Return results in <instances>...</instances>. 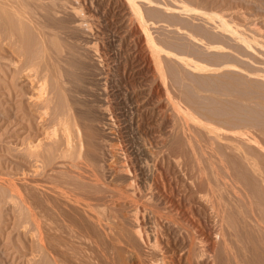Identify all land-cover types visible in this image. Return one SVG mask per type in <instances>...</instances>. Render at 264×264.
<instances>
[{"label":"bare ground","instance_id":"1","mask_svg":"<svg viewBox=\"0 0 264 264\" xmlns=\"http://www.w3.org/2000/svg\"><path fill=\"white\" fill-rule=\"evenodd\" d=\"M72 1L0 0V44L4 52L8 51L7 60L16 75L13 78L27 79L24 83L34 90H30L29 99L38 110H34L37 111L35 115L38 114L41 123L51 126L45 130L46 134L42 133L44 128L40 131L45 138L40 134L37 143L29 139L23 148L18 147L23 149V158L29 166H33V175L28 173L32 178L26 177L24 187L20 182L21 186L16 184L23 187L26 195L20 193V188L17 193L23 196L11 197L16 194V190L10 189L15 182L13 186L9 184L12 181L4 185H10L6 188L14 192L12 195L3 187L4 196L6 191L11 196H7L9 200L6 197L2 200H7L5 203L13 201L17 208L14 210L17 211L16 217L19 215L18 220L22 221L21 224L17 220L22 225L19 227L23 230L32 222L33 235L43 249L52 253L51 257L46 255L47 251L43 252L46 260L50 256L52 264H264V102L257 99L264 93L260 90L264 81L258 84L259 89L256 88L261 93H254V96L258 95L256 100L252 99L260 104L251 102L249 98L254 96L248 92L255 83H262L257 76L262 78L259 74L263 70L256 69L255 72H261L252 80L249 76L257 73L252 69L254 74L250 75L251 69L244 68L250 72L248 78L252 83L258 80L253 86L250 82L252 88L249 86L250 90L246 91L252 97L246 98V92H241L243 95L234 93L233 90L239 87L238 91H244L248 81L243 83L245 78L234 75L238 87L233 90L229 87V80L236 72L231 70L235 62L230 61L233 63L231 67L228 61L232 50L226 49L231 53L225 56L227 59L224 57L231 69L224 58L227 66L221 58L223 65L219 59H216L219 63L216 60L217 63L213 60L208 63L204 57H198L203 60L202 64L189 52L184 56L182 47L183 53L180 54L177 49L180 47L173 41L170 47L171 39L160 37L161 34L158 36L153 31L157 20L154 24L152 20L157 15V19L163 16L166 20L169 18L165 17L166 13L183 15L191 12L203 15L204 20L199 18L201 21L192 15L195 22L208 20L207 23L211 24V20L216 21L215 26L220 25L221 33L237 36L239 32H247L248 28L242 31V24L230 23L232 18L228 17L229 20L227 16L224 19V10L212 13L217 5L208 11L212 5L208 2H205L209 4L205 6L206 12L203 10L205 4L201 6L202 3L196 2L197 6L191 0V5L177 0L176 4L182 3L178 6H172L176 5L174 0L169 1L174 4H169L168 0H108V3L107 0H83L84 7L79 0ZM94 4H97L95 7L105 4L106 8L114 10L113 15L117 14L114 15L116 34L112 35L113 38L108 35L112 39H107L109 42L102 50L98 45L105 40L102 37L104 26L96 25L98 22L88 14ZM195 5L197 7H192ZM95 12H92L93 17ZM163 12L165 15H161ZM100 19L98 21L102 22ZM159 23L156 25L160 28ZM165 23L169 22H164L167 28ZM234 23L240 31L238 26L236 30L233 28ZM209 27L206 30L212 26ZM257 29L252 32H257L259 38L262 34L259 35ZM166 30H170L169 26ZM169 33L166 34L168 37L172 35ZM224 34L223 37L227 36ZM195 35L194 38L198 39ZM244 35L247 40L251 38L246 36L247 33ZM236 36L232 39L236 40ZM237 38L249 44L242 34ZM173 45L176 49L170 50ZM190 54L193 56L188 58ZM112 62H117L114 66L119 69L118 73L121 69L129 75L132 73L131 90L124 92L117 83L115 89H111L116 77L111 72ZM215 63L234 72L229 75V71L223 70L229 72L223 77L221 70L222 74L216 73L215 76L229 81L227 88L230 89L225 86L228 91L215 85L217 79L213 75L222 67L215 68ZM236 64L239 65L237 61ZM185 70L189 74L194 71L190 79H199L202 84L206 82V87L197 85L199 80H188L198 86H191L193 90L191 82L187 86L186 76L190 75ZM196 72L208 73L207 76L214 72L210 74L213 79L208 81L206 74L203 78L207 81L202 75V80L196 78L200 75ZM226 79L218 82L226 83ZM213 80L215 88L209 85ZM173 84L181 85V89L190 87L200 101L215 102H207L214 107L206 109L207 114L203 115V109L209 107L205 103V108H201L202 116L201 112L198 115V109L204 105H200L193 93L195 99L190 96L188 88V91H174L179 86L173 87ZM217 87L226 92L216 90ZM177 92L181 94L180 98L179 95L176 97ZM241 96L249 99L250 104L245 103L244 107ZM252 103L258 104H253L256 110L247 107L253 106ZM238 112L240 117L245 116L249 121L256 119L255 124L260 126L255 130L260 129V132L255 134L260 133L261 141L253 135L255 131L251 126L248 128L251 127L252 134L244 126L246 131H235ZM245 121L238 122L244 124ZM233 124L234 128L228 127ZM133 135H136V141Z\"/></svg>","mask_w":264,"mask_h":264},{"label":"rangeland","instance_id":"2","mask_svg":"<svg viewBox=\"0 0 264 264\" xmlns=\"http://www.w3.org/2000/svg\"><path fill=\"white\" fill-rule=\"evenodd\" d=\"M70 1H72V0H70ZM74 1L75 0H73L72 2L74 3ZM81 1H83V0H79V4H81L83 7H84V3L83 2H81ZM159 1V0H158ZM162 0H160V2H161ZM170 0H168L167 2L169 3V4H174L175 3V1L177 2V0H171V2L173 1L174 3H171V2H169ZM180 1V0H179ZM178 1V2H179ZM181 1H185V2H187V4H189L190 2V0H181ZM194 2H192V0H191V3H196V2H198L199 4L200 3H202V4H200L201 6H203L204 4V6H203V10L204 11H206V12H208V11H210V10H213V8H216L214 5H217V8L216 9H214L213 11H211L212 13H214L215 11H217V12H219L220 10L221 11H225V14L223 13V12H221V14H222V16L223 15H225V17H224V19L226 18V16H227V19H229L230 20V18H232V20L231 21H229V20H227V21H229L230 23L231 22H237V24L239 23V25L240 24H242L241 26H240V28H242L241 30L242 31H244L245 30V28L247 29V32H246V30H245V33H247V34H249V35H246V36H248V37H251V38H248V40L246 39V37H245V33H243V32H239L238 34H237V36H236V40L234 39L235 38V36H232V35H230L229 33H226V32H224L227 36L228 35H230V38H231V40H230V38L227 40L226 38H227V36H224L223 37V34L224 33H221V31L219 30V29H222L221 27H220V25H219V27L218 26H215V22L214 21H212L211 20V24H212V22L214 23V25L212 24H210V23H207V18H205L206 20V22H200L201 20H204V18L202 17L203 15H201L200 16V14L198 15H196V13H187V12H184V14H186L187 13V15L188 16H190L189 18H191L190 20L192 21V19L193 18H195V17H193L192 18V15L193 16H195L196 15V17L198 18L197 20H200V21H196L195 22V19H193L194 20V22L192 23L191 21H189V18H187L188 16L187 15H185L184 16V14H183V12H182V14L183 15H181L180 13H178V12H176V14H172V13H170V14H168V13H166V12H163V14L161 13V15H165V13H166V15H165V17H169L168 19H166V20H164V17L162 16V17H160L159 19H157V17H158V15L157 16H155L154 17V20H152V22H150V23H152V24H154L155 23V21L157 20V23H159V22H161V19H163L162 21H163V23H162V25H159V24H161V23H159L158 24V26H160V28L159 27H157V23H155L154 25H155V27H153V28H155V29H153V31L155 32L156 31V33H158V36H160V34H161V36L160 37H167V40L169 39H171L170 41H169V45H170V47H171V45L173 44L172 43V41L175 43L174 45L175 46H177V47H180V48H177L178 49V51L181 49V47H182V49H183V51L185 50V51H187V52H185L184 51V56H187V55H189V53H191V54H193V55H191L190 54V57H188V58H191V56H193V58L195 57L196 58V60L197 61H200L201 63H202V61L198 58V57H204L206 60H204V61H208V60H213V61H215L216 59L218 60V61H223V58L227 55V54H230L231 52L229 51V50H232V52H233V54L232 55H234V56H232V55H229V57L230 58H228V56L227 57H225L226 59L228 58V61L230 62L231 60H232V62L234 61L235 62V64H234V66H233V68L231 69V67H232V64L233 63H231V67H230V65H228V62H227V60L225 61V62H227V65H226V63L224 62V64H225V66H227L229 69H231V70H234V74L233 73H231L230 71H229V69L228 70H226V69H224L225 68V66L223 67L222 65H223V62H222V65L220 64H218L219 66H222L221 67V69L218 71V72H212V73H214L215 75H213L214 76V79L216 78L215 76H216V73H221V70H222V73H224V75L222 74V76L224 77L227 73H229V75L231 74H233L232 75V79H230V77L231 76H229V77H227V78H229L228 80L230 81V83H233V84H237V81H235L236 80V77H238V78H240V75H241V78L242 79H246V80H243V83H246V81H248V85L247 84H245L246 85V88H243V85L241 84V82H240V79H238L237 78V80H238V83H240L239 85L241 86L242 85V88L244 89V91H241V89H240V91H238L237 89H239V88H241V87H239V88H237L238 87V84L235 86H230V85H233V84H230V83H228L229 84V87L230 88H232V90H233V88L234 87H236L237 89H235V90H233V91H235L234 93H238L239 95L241 94V92H246L247 91V89L248 90H250L249 89V83L251 82V80L249 79V78H255L257 75H258V73H260L262 70V73H264V49H262V48H264L262 45H264V43L263 42H261V40L262 41H264V0H193ZM204 3H203V2ZM209 1H211V2H209ZM214 1V2H213ZM217 1V2H216ZM107 3H108V0L106 1ZM184 2V3H185ZM205 2H208V3H212V5H210L209 6V4L208 5H206L207 3H205ZM181 2H179V3H175L176 5H172V6H178L179 4H180ZM191 3L189 4V5H191ZM214 3V4H213ZM217 3V4H216ZM218 3H220L219 5H218ZM182 4V3H181ZM197 4V3H196ZM95 5H97V4H94V6H92L93 7V9L91 8V6H90V11H96L95 13H94V15H95V17H93V11L92 12H90L89 11V13L88 14H92V20H94L95 22L97 21L98 22V24H96V25H98L99 26V24H101L102 26H104V27H108L106 30H110V34L109 33H107L108 31H106V30H104L105 28L103 27L102 29V32H103V36L102 37H104L105 38V40H102V41H104V43L103 42H101L102 44H99L98 45V47L102 50V48H103V45H106V44H108V42H109V40L110 39H112L113 38V36L116 34V29H115V26L117 25L116 23V20H115V17H114V15L116 16L117 14L116 13H114V15H113V12L112 11H114V10H112V9H109V8H106V5L104 4L103 5V7L102 6H96L95 7ZM192 5H194V4H192ZM197 6H199L198 4H197ZM196 5L195 6H192V7H197ZM200 6V7H201ZM205 6L207 7V6H209L208 7V11H207V8H205ZM213 7L212 9H210V7ZM96 9H95V8ZM113 7V6H112ZM218 7H219V10H218ZM99 8V9H98ZM101 8H103V9H101ZM104 8H105V11H103L104 10ZM111 8V7H110ZM223 8H225V9H223ZM228 8V9H227ZM92 9V10H91ZM97 9H98V11H97ZM109 10H111V12H112V14H110L109 15ZM87 11V10H86ZM99 11H102V12H99ZM107 11H109V12H107ZM226 11H228V13L226 12ZM110 12V13H111ZM211 12H209V13H211ZM104 14L103 16L105 17V19H104V17L102 16V15H100V14ZM216 13V12H215ZM98 14V15H97ZM107 14H108V16H107ZM172 14V15H171ZM179 14V15H178ZM218 14V13H217ZM220 14V13H219ZM220 14V15H221ZM228 14H230V15H233V17L232 16H228ZM168 15H170V16H168ZM181 15V16H180ZM103 18H101V17ZM184 18H183V17ZM187 16V17H186ZM101 19H100V18ZM179 17H181V18H179ZM186 17V18H185ZM200 17H202V18H200ZM228 17H230V18H228ZM93 18H95V19H93ZM100 19V21H102V22H99L98 20ZM108 18V19H107ZM111 20H110V19ZM183 18V19H182ZM200 18V19H199ZM96 19H98V20H96ZM185 19H187V20H185ZM234 19V20H233ZM109 20V21H108ZM159 20V21H158ZM111 21H112V23H111ZM114 21H115V23H114ZM169 22L168 24H166V25H168L169 26V28H170V30H166V29H168V26H166L167 28H165L164 27V22ZM189 21V22H188ZM96 22V23H97ZM103 22L105 23L104 25H103ZM108 22V23H107ZM210 22V21H209ZM217 22H219L218 20H217ZM110 23V24H109ZM113 23H114V25H113ZM201 23H207V24H204V25H202ZM108 26H107V25ZM171 24V25H170ZM236 26H234L233 24H232V26H233V28H235V30L237 29V24L236 23H234ZM206 25H207V27H208V29L210 28L209 27V25L210 26H212L213 28L214 27H217L216 29H215V32H214V29L211 27V29L210 30H206ZM216 25H218L217 23H216ZM244 25V26H243ZM110 27V28H109ZM165 28V29H163V28ZM206 27V28H205ZM244 27V28H243ZM115 30H114V29ZM254 28V29H253ZM256 28H258L257 30L258 31H260L258 34L259 35H261V36H259V38L257 37V32L255 33V32H252V30L253 31H256ZM99 29H100V27H99ZM156 29H158V30H156ZM159 29L160 30H162V32L160 33L159 32ZM249 29H250V31L252 32H249ZM260 29V30H259ZM112 30V31H111ZM114 30V31H113ZM164 30H166L165 31V33L166 34H168V31L169 32H171V33H169V35L170 34H172V35H170L169 37H168V35H164L163 34V31ZM238 30H239V26H238ZM209 31H211V32H209ZM240 31V30H239ZM113 32V33H112ZM194 32H196V33H194ZM214 32V33H213ZM238 32V31H237ZM115 33V34H114ZM242 34V38H245V40H246V42L247 43H249L248 45L244 42V41H242V40H240V39H238L237 37H238V35H240V37H241V34ZM196 34V35H195ZM224 34V35H225ZM253 36H251V35ZM253 34H256V35H253ZM110 37H112V38H110L109 39V36ZM113 35V36H112ZM157 35V34H156ZM193 35V36H192ZM194 35L195 36H197V38L198 39H195L194 38ZM171 36H173V38H171ZM234 37L233 39H232V37ZM244 36V37H243ZM254 36H256L255 38H254ZM108 37V38H107ZM261 37V38H260ZM103 38V39H104ZM195 40H194V39ZM252 38H253V40H252ZM107 39H109V40H107ZM237 39H238V41H237ZM252 40V42H251V40ZM107 40V41H106ZM234 41V43L235 44H238L237 46L233 43V41ZM257 41L256 43H255V41ZM259 40V41H258ZM231 41H232V43H233V47H230L231 46ZM249 41V42H248ZM254 41V42H253ZM240 42H242V43H240ZM172 43V44H171ZM259 43V44H258ZM263 43V44H262ZM241 44V45H240ZM243 44V45H242ZM251 44V45H250ZM254 44V45H253ZM257 44V45H256ZM261 44V45H260ZM172 46V47H174V48H170L169 46V48H170V50H175L176 48H175V46ZM246 47H245V46ZM250 45V46H249ZM253 45V46H252ZM0 46H1V44H0ZM208 46V47H207ZM209 46H211L210 48H211V50H210V48H209ZM230 48H229V47ZM259 46V47H258ZM1 48H3L2 46H1ZM0 48V264H47L48 262H49V264H52V262H51V260H49V257L52 255V253H51V251L50 250H48V249H43L42 247H41V244H40V241L38 240V238L37 237H35L34 235H33V228H32V226H34L33 224H32V222H30L29 223V225H31V226H27L25 229H21L20 227L22 226H20V224L18 223V222H20L19 220H18V216L16 217V215H17V211H14L15 209H17L16 207H14L15 205H13V201H11L10 200V202L8 203H5V201H7V200H5V201H3L2 199H5V197L6 198H8V200L10 199L9 197L14 193H12V191L10 190V189H14V190H16L15 192H16V194H13L14 196H11V197H15V198H17V196H15V195H18V193H17V191L18 192H20L22 189H23V185L22 184H24V181H25V179H26V177L27 178H29L31 175H33V173H31V169H32V164L29 166V163H28V161L26 160V158H23V147L25 146V141H28L29 139L31 140V141H33L34 143H37L38 142V139L39 138H45V136L43 135V134H46L45 133V130L46 129H50V125L47 127V125H44L43 123H41L40 122V119H39V117H37V115L38 114H36L35 115V113L38 111L37 109H35V107H34V105H33V103H32V101H31V99H29V95L31 94V92H30V90L32 89L31 87H30V85L29 84H27V83H24V82H27V81H25V80H27L26 78H23V80L21 79V80H16V78H13V77H15L16 75H15V73H13L12 72V69H11V66H10V62H8L9 60H7L9 57V54H8V51H7V49L5 50V52H4V48L3 49H1ZM233 48V49H232ZM213 49V50H212ZM226 49H229L228 51L226 50ZM259 50H262V51H259ZM7 51V52H6ZM177 51V50H176ZM183 51L181 52V50L179 51V53L180 54H182L183 53ZM172 52H175V51H172ZM189 52V53H188ZM228 52V53H227ZM256 52V53H255ZM188 53V54H187ZM175 54H177V52H175ZM6 55V56H5ZM199 55V56H198ZM197 56V57H196ZM8 57V58H7ZM232 57V58H231ZM203 58V59H204ZM220 58H221V60H220ZM230 59V60H229ZM195 60V59H194ZM216 60V61H217ZM215 61V62H216ZM217 61V62H218ZM236 61H237V63L239 64V65H237L236 64ZM216 62V63H217ZM220 62V63H221ZM114 62H112V64L111 65H113L112 66V70H111V72H113V73H115V74H113V77L114 76H116V77H114V79L116 80H114L113 81V86L111 87V89H115V86H116V83H117V85H120V88L125 92V90H131L130 89V83L131 82H133V80H132V78L131 77H133L132 76V73H130L131 75H129L128 73H124V72H122L123 71V69H121L120 71H119V73H118V70L119 69H117V67H115L114 65H117V62H115L114 64H113ZM206 62H204V64H205ZM208 63H209V61H208ZM212 63V65L214 64L213 62H210V64ZM216 63H215V65H214V67L215 68H218L219 66L217 65L216 66ZM219 63V62H218ZM229 63V64H230ZM203 64V63H202ZM210 64H207L206 63V65H210ZM235 65H237V67L235 66ZM211 67V66H210ZM213 67V66H212ZM220 68V67H219ZM246 68H248L252 73L250 74V75H252V74H254L253 73V71L255 72L256 71V69H261V71L260 72H255V73H257V74H254V75H252V76H254V77H252V76H249V78H248V73H250L249 71L247 72V70L245 71V69ZM114 69H117V71H114ZM252 69H253V71H252ZM10 70H11V72H10ZM190 70V69H189ZM223 70H226V71H229V72H227V73H225ZM187 73L189 72L188 70H185ZM258 71V70H257ZM109 73V72H108ZM117 73V74H116ZM124 75H123V74ZM187 73L185 74V75H187ZM192 73H195L194 71L193 72H190V74L188 73V75H190V76H186V78H187V86H189L190 84H188V83H190L188 80H192V79H190V77H192ZM212 73H210V74H212ZM262 73H261V75L259 74V76H263L264 77V74L262 75ZM199 75V76H196V78L198 77V78H200V76L202 75V78H203V75L204 74H206V73H200V72H196V75ZM208 74V73H207ZM207 74H206V79L209 81L210 80V82L212 81V79L213 78H211L212 77V75H208L207 76ZM10 75V76H9ZM120 75V76H119ZM126 75V77H124L123 78V76H125ZM217 75H219V74H217ZM236 76V77H234L233 78V76ZM129 76V77H128ZM195 76V75H194ZM211 76V77H210ZM221 76V77H222ZM227 76H228V74H227ZM219 77V79H217V81H215L216 82V86H222V87H224L225 88V86H226V88H227V86H228V84H227V82H229V81H227V79H226V83H224L225 82V79H223V78H221L220 76H218ZM263 77L262 78H260V77H258L257 76V79L259 78V82H262V83H258L256 80H254V81H256L257 83H255L254 81H253V83H252V85L251 86H253L254 85V83H255V86H254V88L256 89V88H258L259 89V87H260V85L261 84H263V81H264V79H263ZM127 78V79H126ZM131 78V79H130ZM195 78V77H194ZM205 78H203V79H205ZM208 78H210V79H208ZM17 79H18V77H17ZM25 79V80H24ZM142 79V78H141ZM201 79V78H200ZM205 79V81H207ZM215 79V80H216ZM221 79V80H220ZM242 79H241V81H242ZM252 79V80H253ZM260 79H262V80H260ZM11 80H13V82L11 81ZM14 80H16V81H18L17 83H16V81L14 82ZM128 80V81H127ZM198 81L199 79H194V80H192V81ZM202 80V79H201ZM218 80L219 81H224V82H218ZM231 80H234V81H232L231 82ZM126 81L129 83V84H127L126 83ZM138 81H140V80H138ZM143 81V80H142ZM195 81V82H196ZM204 81V82H205ZM245 81V82H244ZM200 82V83H199ZM199 82H197V83H199V84H197V85H200V84H202V82L199 80ZM210 82H208L207 84H209ZM29 83V82H28ZM122 83V84H121ZM137 83V82H136ZM139 83V82H138ZM144 82H142L141 84H143ZM217 83H218V85H217ZM222 83H224L223 85H222ZM19 84V85H18ZM191 84L192 85H190V87L191 86H196V87H198L197 85H194V83H192L191 82ZM205 84V85H204ZM204 84H202V86L203 87H206V82L204 83ZM220 84V85H219ZM227 84V85H226ZM256 84H257V87H256ZM258 84H260L259 86H258ZM28 85V86H27ZM210 86L212 85V87L213 88H215L216 86L214 85V80H213V84L212 83H210L209 84ZM245 85H244V87H245ZM264 85V84H263ZM122 86H123V88H122ZM125 86V87H124ZM176 86H179V84H173V87H176ZM181 86V85H180ZM179 86V87H180ZM184 86H186V84L184 85ZM208 86V85H207ZM210 86H208V87H210ZM250 86V87H251ZM179 87H176V89L174 88L173 90L174 91H176L177 89L179 90L178 92H181V90L182 89H184V90H186L187 88L190 90V87H184V88H182L181 89V87L179 88ZM200 88H201V86H199ZM212 87H211V89H210V91H212ZM217 87V89L216 90H218V89H220L219 91L220 92H222V91H224V93L226 92L225 91V89H223L222 90V88H218ZM248 87V88H247ZM126 88V89H125ZM230 88H227L228 90L230 89ZM252 88V87H251ZM254 88H252L253 90H254V92L252 91V92H250V91H248L249 93H253V94H251L252 96H254V93H258V92H260L261 93V91L260 90H262V92H264V86H263V88L261 87V89L260 90H258V89H256L257 90V92H256V90L254 89ZM29 89V90H28ZM188 89H187V91H188ZM191 89L193 90V87H191ZM203 89H205V88H203ZM209 89V88H208ZM226 89V90H227ZM242 89V90H243ZM192 90H190L189 91V93H190V96L192 97V93H193V96L195 95L194 94V92L192 91ZM207 90V89H206ZM206 90H205V92H206ZM214 90V89H213ZM227 90V91H228ZM28 91V92H27ZM32 92L34 91L33 89L31 90ZM173 91V92H174ZM192 91V92H191ZM209 90H207V92H210ZM236 91H238V92H236ZM177 92V96L176 97H178V95H179V93ZM12 93V94H11ZM26 93V94H25ZM28 93V94H27ZM249 93H244V96H246V98L248 97H250L251 95L249 94ZM28 95V99L30 100H28L27 98H26V96ZM246 94V95H245ZM15 95V96H14ZM175 95V94H174ZM238 95V96H239ZM241 95H243V94H241ZM258 95V94H257ZM257 95H255L253 98H249L250 100H251V102H255V101H252V99L254 100V98H255V100H256V96ZM261 95H263L264 96V93H262ZM260 94L258 95V97H260L261 96ZM180 96H181V94L179 95V97L178 98H180ZM244 96H241L242 97V102H243V106L245 107L246 105H244L245 103H247V105L248 104H250V100L249 99H247V100H249L248 102H246L247 100H246V98L245 99H243L244 98ZM251 96V97H252ZM195 98H197L196 96H194ZM194 97H192V98H194ZM257 97V99H258V101L260 100H262L261 102H264V97H260V98H258ZM177 98V99H178ZM194 98V99H195ZM198 99V98H197ZM201 99V98H200ZM200 99H198L199 101H200ZM207 100H208V97L206 98ZM25 100V101H24ZM179 100V99H178ZM183 100V99H182ZM207 100H205V101H207ZM244 100V101H243ZM28 101V102H27ZM184 101V100H183ZM187 103L188 102H190V101H187V100H185ZM204 101V100H203ZM203 101H200L199 103H200V105H201V103H202V105H204V107L203 106H199L200 107V110L198 109V115L200 114V112H201V108L203 109V108H205V105L206 104H208L207 102L209 101L210 102V100H208L207 102H203ZM259 101V102H260ZM185 102V103H186ZM239 102V101H238ZM238 102H237V104L236 105H238ZM242 102H239V103H241L242 104ZM259 102H255V103H259ZM30 103V104H29ZM185 103H183V104H185ZM198 103V104H199ZM211 103V102H210ZM215 102H213L212 101V103L211 104H214ZM255 103H252L251 105H257L258 106V104H255ZM26 104V105H25ZM28 104V105H27ZM260 104V103H259ZM30 105V106H29ZM186 106H187V104H185ZM188 105H190L192 108H193V105L192 104H188ZM210 104H208V105H206V106H209ZM216 105L218 106V104L216 103ZM216 105H215V109L217 108L216 107ZM251 106L250 107V105L249 106H247V107H249V108H254L255 106ZM25 108H24V107ZM189 106V107H190ZM212 106L213 105H211V107L209 106V107H206L205 109H203L204 110V113L206 112L205 110L206 109H209V108H212ZM239 106V105H238ZM237 106V107H238ZM241 107H242V105H240ZM22 107H23V109H22ZM214 107V106H213ZM246 107V108H247ZM239 108V107H238ZM246 108H244V109H246ZM249 108H247V110H249ZM253 108L251 109V111L253 110ZM257 108V107H256ZM215 109H212V110H214V112H216L215 111ZM255 109V108H254ZM23 110H25V111H23ZM34 110H37V111H34ZM203 110H202V112H201V114H200V116H202V113H203ZM256 110V109H255ZM211 112L210 110H207V112ZM208 112V113H209ZM213 112V113H214ZM243 112V111H242ZM242 112H241V115H242ZM256 113V112H255ZM207 113H205V114H203V115H206ZM218 114V113H217ZM238 114V115H237ZM236 114V116L238 117L239 115H240V113L238 112ZM245 114V113H244ZM243 114V115H244ZM253 114V113H252ZM203 117H206V116H203ZM237 117H236V119H237ZM241 117H244V118H242V119H240ZM239 116L238 118L239 119H237L236 120V122H237V124H235V125H237L236 127H238V126H240V127H238V128H241V129H245L246 127L248 128V126H251V127H253L252 129L255 131L254 133H253V135L258 139V140H262V139H260V137H259V135H260V133H259V135H258V133H257V136H256V132H260V129L258 130V131H256L255 129H258L259 128V126L260 125H256L257 123H256V119H254L253 120V122L252 121H249L248 120V118H246L247 120H248V122H246L247 120L245 119V116ZM38 119V120H37ZM249 119H251L250 117H249ZM216 119H214V121H215ZM240 120H242V122H244L245 120V123L243 124L242 122H238V121H240ZM37 121H39V122H37ZM255 121V122H254ZM216 122H218L219 123V125H221L222 123L221 122H219V121H216ZM253 123V124H251V123ZM238 123H240V124H242V125H240V124H238ZM247 123H249V125H247ZM256 123V124H255ZM38 124H39V126H38ZM41 124H43V125H41ZM251 124V125H250ZM223 125V124H222ZM234 125V124H233ZM233 125H231V126H228V125H226V126H228V127H231V128H234L235 127V125L233 126ZM245 125H247V126H245ZM253 125V126H252ZM256 125V126H255ZM233 126V127H232ZM243 126L245 127V128H243ZM262 126V125H261ZM264 126V125H263ZM262 126V127H263ZM46 127V128H45ZM224 127V126H223ZM234 128L235 129V131L236 132H238V131H242V132H244V131H246V129L245 130H241V129H237V128ZM251 127H249V128H251ZM255 127H257V128H255ZM44 128V129H43ZM249 128H248V130L247 131H249L250 132V130H249ZM261 128V127H260ZM42 129H43V132H42ZM225 129H226V127H225ZM234 129H232V130H234ZM263 130H264V128H262ZM252 130V131H253ZM43 133H41V132ZM251 133V132H250ZM251 133V134H252ZM40 134H41V137H40ZM43 135V136H42ZM37 136V137H36ZM134 136V135H133ZM30 137V138H29ZM39 137V138H38ZM135 137H136V135L134 136V140H135ZM259 137V138H258ZM27 139V140H26ZM36 140V141H34V140ZM23 141H24V143H23ZM136 141V140H135ZM23 143V145H21ZM23 146V147H22ZM18 147H22V148H20V149H18ZM18 150V151H17ZM21 151H22V154H21ZM25 157V156H24ZM25 160L27 161V162H25ZM34 169V168H33ZM175 169V168H174ZM26 170H30V172L28 171H26ZM173 170V169H172ZM175 171V170H174ZM27 172V173H26ZM33 172V171H32ZM26 173V174H25ZM28 173H31V174H29L28 175ZM174 174V173H173ZM173 174H172V178H174L173 177ZM26 175V176H25ZM30 178H32V177H30ZM24 179V180H23ZM27 180V179H26ZM7 181V182H6ZM9 181H12V183H9ZM21 181H23V182H21ZM13 182H15L14 184V186H13ZM19 182H20V184L23 186L22 188L21 187H19V186H16V184L18 183L19 184ZM173 182H175V181H173ZM6 183H9V184H11L13 187H11L10 189H7L6 187H8V185L9 184H7V186H4ZM17 184V185H18ZM19 184V185H20ZM20 185V186H21ZM10 186V185H9ZM6 190H10L11 192H9L11 195H9V193H8V191H6L7 193H6V196H4L5 195V189ZM16 189H15V188ZM19 187V188H18ZM18 188V189H17ZM20 188H21V190H20ZM20 190V191H19ZM20 193H24V195H26L25 194V192H23V190H22V192H20ZM19 193V195H18V197L19 196H23L22 194H20ZM9 195V197H7ZM2 196H4V198L2 197ZM14 198V199H15ZM12 202V203H11ZM16 212V213H15ZM25 216H23L22 218H24ZM21 218V219H22ZM26 219H27V217H25ZM19 219H20V217H19ZM20 219V220H21ZM28 219H30V218H28ZM17 220H18V222H17ZM23 220V219H22ZM25 220V219H24ZM21 224H22V221L20 222ZM20 226V227H19ZM23 228V227H22ZM30 228V229H29ZM32 228V229H31ZM38 241H39V243H38ZM42 248V249H41ZM45 251H47V254L46 255H50L49 257H48V259L46 260V255L44 256L43 254H45L46 252ZM43 252H45V253H43ZM50 252V253H49ZM45 257V258H44ZM52 257V256H51ZM54 264V263H53Z\"/></svg>","mask_w":264,"mask_h":264}]
</instances>
